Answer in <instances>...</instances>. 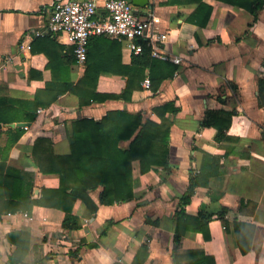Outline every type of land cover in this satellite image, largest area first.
Segmentation results:
<instances>
[{"label": "crops", "instance_id": "obj_1", "mask_svg": "<svg viewBox=\"0 0 264 264\" xmlns=\"http://www.w3.org/2000/svg\"><path fill=\"white\" fill-rule=\"evenodd\" d=\"M56 1L0 0V98L30 101L55 79L76 83L82 78L85 66L72 63V46L46 31ZM106 1L97 0L100 15ZM204 3L211 14L202 28L186 21L194 4L149 0L147 7L135 8L136 15L151 18L158 32L166 35L160 50L180 60L174 64L173 77L162 81L155 92L135 91L128 102L82 108L74 95L65 93L49 107L39 108L29 124L0 123V264H10L21 237L27 239L22 264H174L171 254L180 198L201 167L206 176H213L200 180L183 209L189 217L200 212L210 215L209 239L187 225L178 253L201 250L213 264H264V106L257 102V78H264V8L254 19L243 9L216 0ZM38 31L43 36L35 37ZM115 41L113 46H94V61L107 53L119 70L130 65L133 54L125 43ZM125 81L122 74L101 73L97 90L118 94ZM167 103L177 109L164 116L172 123L168 171L152 167L141 174L138 161L132 162L133 197L101 205L102 188L88 191L97 210L91 213L92 206L75 200L72 215L79 223L77 230L62 229L61 210L28 209V202L39 199L42 190L59 187L56 174L44 175L35 164L36 140L45 141L40 154L50 149L55 156L67 155L74 122L97 121L119 110L159 122L153 108ZM218 111L231 116L216 141L218 131L201 123L207 112ZM15 127L23 133L8 148ZM221 208L227 209L223 220L228 230L217 216ZM234 223L252 228L246 253L236 244ZM143 246L146 252L137 256Z\"/></svg>", "mask_w": 264, "mask_h": 264}, {"label": "trees", "instance_id": "obj_2", "mask_svg": "<svg viewBox=\"0 0 264 264\" xmlns=\"http://www.w3.org/2000/svg\"><path fill=\"white\" fill-rule=\"evenodd\" d=\"M177 5L194 4V12L186 19L197 27H205L211 8L204 0H169ZM247 11L256 19L258 13L264 8V0H216ZM98 43L113 46L115 40L97 36L89 39L87 45V57L82 78L73 83L62 79H55L44 90L35 94L30 101H11L0 98V113L8 114L7 118L0 117V123L10 124L20 122L29 124L36 116L39 108H47L54 103L60 95L69 93L74 95L79 107L106 101L128 102L135 91L142 90L141 83L148 77L150 90L155 92L162 81L173 77L175 65L169 61L160 60L151 56V49L144 40L137 41L141 46V52L133 54L131 63L121 69L116 68L114 57L107 53L95 62L94 46ZM72 63L75 64L73 56ZM122 74L126 77L124 88L120 93L99 92L97 90L100 74ZM257 102L259 107L264 106V78H257ZM176 113L177 109L172 103L153 108V113L159 118V122L143 120L139 113H129L126 110L109 111L100 120L81 119L72 125V132L68 135L70 152L67 155L55 156L51 150H45L40 154L39 147L44 140L35 141L33 158L40 173L56 174L59 177V187L56 190H42L37 200L28 202V209L34 206L54 208L64 213L62 229L73 231L79 228L77 219L72 215V207L75 200L80 199L92 206L91 213H95L97 206L89 200L87 192L101 187L99 203L112 205L125 202L133 197V181L131 164L138 161L141 174L147 173L152 167H162L169 170L168 144L171 122L164 116L166 113ZM230 114L223 112H207L201 125L214 127L218 132L216 141L221 139V132L229 125ZM220 123V124H219ZM15 135L8 148H10L23 133V129L15 127ZM128 142L127 146L121 144ZM207 159L209 157L207 156ZM210 158L209 162L212 163ZM212 174H204L203 167L199 173L189 182L185 193L180 198V209L176 213V229L173 237L174 247L172 260L174 264H213L214 260L206 256L201 250L178 253L181 237L188 225L193 227V232L201 233L205 240L209 239L207 220L210 215L200 212L196 217L185 214L184 206L187 205L194 194V188L204 182ZM203 177V178H202ZM202 178V179H201ZM226 208H221L217 214L223 221L225 229L228 224L223 220ZM233 233L236 244L241 253L249 251L252 228L243 223H234ZM21 237V235H15ZM25 236V235H24ZM16 243V250L9 258L10 264H22L26 254V237L20 238ZM23 247V250H22ZM146 252L145 246L137 253V256Z\"/></svg>", "mask_w": 264, "mask_h": 264}, {"label": "built area", "instance_id": "obj_3", "mask_svg": "<svg viewBox=\"0 0 264 264\" xmlns=\"http://www.w3.org/2000/svg\"><path fill=\"white\" fill-rule=\"evenodd\" d=\"M98 7L97 0H57L50 8L46 31L72 46V56L77 67L84 68L89 39L97 36L125 43L132 54L141 52L137 41L144 40L153 58L175 65L180 63L178 58L170 57L160 50L159 44L166 40V35L158 32L151 18L136 15L129 0H107L102 6V15ZM34 36H43V32H35ZM141 86L142 90L150 91L148 77H145Z\"/></svg>", "mask_w": 264, "mask_h": 264}, {"label": "water", "instance_id": "obj_4", "mask_svg": "<svg viewBox=\"0 0 264 264\" xmlns=\"http://www.w3.org/2000/svg\"><path fill=\"white\" fill-rule=\"evenodd\" d=\"M134 8L143 9L148 6L149 0H130ZM20 127H25V124H18Z\"/></svg>", "mask_w": 264, "mask_h": 264}]
</instances>
